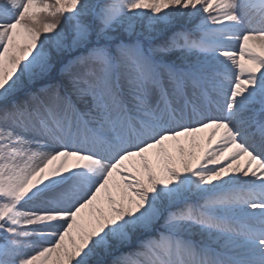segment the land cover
Wrapping results in <instances>:
<instances>
[{
    "label": "snow or ice",
    "instance_id": "snow-or-ice-1",
    "mask_svg": "<svg viewBox=\"0 0 264 264\" xmlns=\"http://www.w3.org/2000/svg\"><path fill=\"white\" fill-rule=\"evenodd\" d=\"M0 264H264V0H0Z\"/></svg>",
    "mask_w": 264,
    "mask_h": 264
},
{
    "label": "rangeland",
    "instance_id": "rangeland-1",
    "mask_svg": "<svg viewBox=\"0 0 264 264\" xmlns=\"http://www.w3.org/2000/svg\"><path fill=\"white\" fill-rule=\"evenodd\" d=\"M54 69H57V70H56L57 72H56L55 75H56V77H57L56 79H58V78H59V69H60V65L57 64V65L55 66ZM54 72H55V71L53 70V72H52V74H51L52 76L54 75ZM40 82H41V81H40ZM40 82H38V84H39ZM45 82H46V81H43V83H45ZM41 83H42V82H41ZM20 94H23V93H20ZM21 96H22V95H21Z\"/></svg>",
    "mask_w": 264,
    "mask_h": 264
},
{
    "label": "trees",
    "instance_id": "trees-1",
    "mask_svg": "<svg viewBox=\"0 0 264 264\" xmlns=\"http://www.w3.org/2000/svg\"><path fill=\"white\" fill-rule=\"evenodd\" d=\"M41 82H43V81H41ZM41 82H40V83H41ZM19 95H20V94H19Z\"/></svg>",
    "mask_w": 264,
    "mask_h": 264
}]
</instances>
